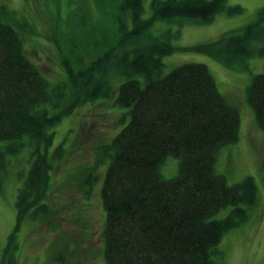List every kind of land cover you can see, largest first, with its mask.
<instances>
[{
	"label": "trees",
	"instance_id": "trees-1",
	"mask_svg": "<svg viewBox=\"0 0 264 264\" xmlns=\"http://www.w3.org/2000/svg\"><path fill=\"white\" fill-rule=\"evenodd\" d=\"M227 3L153 0L148 19L143 17V0H119L118 43L83 68L67 65V80L56 83L26 56L15 27L23 30L25 25L0 5V170L7 169L8 156L18 154L26 142L36 147L15 201L16 229L23 221L49 222L55 216L47 201L50 179L53 160L61 159L65 150L59 145L48 153L52 128L80 105L110 97L114 71L121 82L113 104L122 109L123 128L111 142L98 146L97 160L83 171L80 188L89 197L99 179L94 172L108 164L100 197L106 214V264H218L224 235L247 221L248 208L259 200L252 176L230 185L215 168L218 150L238 141L240 113L216 88L207 65L192 61L163 74L162 56L174 46L168 37H153L149 30L157 20L206 24L221 12L242 11L240 5ZM201 50L228 67L247 68L248 58L264 56V9L257 21ZM247 97L264 130V73L253 76ZM168 156L179 158L173 178L161 174ZM228 206L232 209L226 217L215 218ZM15 232L0 264L16 262Z\"/></svg>",
	"mask_w": 264,
	"mask_h": 264
},
{
	"label": "rangeland",
	"instance_id": "rangeland-1",
	"mask_svg": "<svg viewBox=\"0 0 264 264\" xmlns=\"http://www.w3.org/2000/svg\"><path fill=\"white\" fill-rule=\"evenodd\" d=\"M152 1L143 0L144 18L152 16ZM118 3L119 0H0V5H6L14 19L25 25L23 30L15 27L23 38L26 56L51 83L67 80V65L76 70L83 68L118 43ZM227 5H240L242 11L234 15L221 12L206 24L157 20L149 31L153 37H168L174 46L172 53L162 56L163 74L192 61L207 65L216 88L240 113L238 141L218 150L215 168L230 185L252 176L259 200L248 208V220L224 235L219 245L222 255L215 259L218 264H264V130L247 97L253 76L264 73V56L248 58L247 68L228 67L201 50L227 32L257 21L264 0H228ZM113 72L111 83L115 88L110 97L80 105L52 128L54 141L48 153L52 155L59 145L65 151L61 159L53 160L47 201L56 214L49 222L27 220L16 229L15 201L36 147L26 142L18 154L8 156L7 169L0 170V260L10 233L16 231L19 247L15 264H106V214L100 197L108 164L94 172L99 179L89 197L80 188L83 171L97 160L98 146L111 142L123 128L119 122L122 109L113 104L121 80ZM139 78L144 81V77ZM178 162L179 158L168 156L161 166L164 178L178 174ZM231 209L232 206L222 209L215 218L226 217Z\"/></svg>",
	"mask_w": 264,
	"mask_h": 264
}]
</instances>
